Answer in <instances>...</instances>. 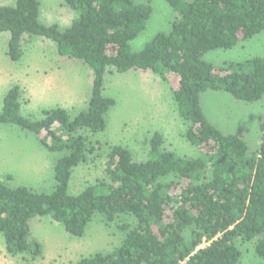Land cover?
<instances>
[{
    "label": "trees",
    "instance_id": "1",
    "mask_svg": "<svg viewBox=\"0 0 264 264\" xmlns=\"http://www.w3.org/2000/svg\"><path fill=\"white\" fill-rule=\"evenodd\" d=\"M175 17L170 29L158 32L144 47L130 42L152 16L150 2L134 0H63L75 15L61 27L40 20V0H15L0 5V31L10 34L8 55L22 57L25 36L54 41L61 56L75 58L93 71L86 109L74 118L63 107L43 110V118L21 114L23 90L12 85L3 99L0 124L33 132L40 145L61 152L50 192L12 186L0 179V232L6 252L37 259L42 245L30 240V221L50 216L68 233L83 236L101 215L107 224L131 217L118 227L122 244L74 264H238L240 244L254 242L264 259V120L260 145L250 151L244 135L225 133L208 118L203 92L224 91L254 103L264 99V56L216 66L204 56L232 49L264 32V0H166ZM150 70L163 81L175 79L172 90L178 111L188 124L186 139L198 149L194 157L164 148L158 131L149 138L145 160L135 159L128 146L112 145L104 177L77 194L69 184L73 169L88 161L96 148L82 133L104 131L115 99L104 92L108 72Z\"/></svg>",
    "mask_w": 264,
    "mask_h": 264
},
{
    "label": "rangeland",
    "instance_id": "2",
    "mask_svg": "<svg viewBox=\"0 0 264 264\" xmlns=\"http://www.w3.org/2000/svg\"><path fill=\"white\" fill-rule=\"evenodd\" d=\"M40 1L41 21L57 23L63 28L70 24L75 12L63 0ZM134 1L150 2L153 9L144 31L130 42L131 50L138 51L158 32L170 29L175 13L166 0ZM14 3L15 0H0V5ZM9 37V32L0 31V65L3 67L5 64L9 68L8 77H0V111L6 90L15 84L20 85L23 90L21 114L26 117L41 119L44 109L59 106L67 109L70 117L74 118L81 110L86 109L93 87V71L87 64L59 55L54 41L39 36H25L22 57L13 61L7 53ZM254 56H264V32L240 42L232 49L211 50L204 58L221 66L225 62L243 61ZM34 78L54 80V87L47 88L55 92L50 93V100H43V96L31 99L30 91L23 85L24 80L31 82ZM33 84L31 82L32 93ZM104 86L105 94L114 98L116 103L107 114V127L104 131L82 132L96 151L89 154L87 162L73 169L69 184L72 194L79 193L89 183L104 177L106 154L112 145L128 146L135 159L145 160L150 148L149 138L156 131L164 135L165 149L173 150L181 156L198 155V149L185 137L188 124L180 116L173 98L172 90L177 86L175 79L167 83L150 70H113L106 74ZM57 90L71 95L60 96ZM201 102L208 118L218 128L225 133L244 135L250 151L259 147L264 99L247 103L234 99L227 92L208 90L202 93ZM0 128V152L11 155L8 166L2 168V171L13 174L10 184L50 192L55 184V162L62 153L42 148L33 132L17 125L1 124ZM124 220L134 222L133 218L123 216L107 224L100 214L96 215L88 224L84 235L77 237L68 233L60 222L50 216L34 217L30 221L29 238L40 242L42 255L34 260L26 256L29 258L26 261L28 264H74L97 252H111L123 242L124 233L119 229L118 223ZM240 248L242 256L238 264H264V259L255 252L254 242L241 243ZM22 261V255L11 256L6 252L4 237L0 232V264H19Z\"/></svg>",
    "mask_w": 264,
    "mask_h": 264
},
{
    "label": "crops",
    "instance_id": "3",
    "mask_svg": "<svg viewBox=\"0 0 264 264\" xmlns=\"http://www.w3.org/2000/svg\"><path fill=\"white\" fill-rule=\"evenodd\" d=\"M4 67V68H3ZM3 67H2V65H0V77L3 79V78H5V77H8V75L7 74H9V68L7 67V66H5V64L3 65ZM58 74V75H57ZM57 76H59V72H57ZM5 75H7V76H5ZM9 77L10 78H12V76H10L9 75ZM59 78V77H58ZM61 78V77H60ZM59 78V80H61ZM18 80H19V84H20V82H21V80L19 79V77H18ZM58 79H56V81H57ZM31 82H34V84L32 85L33 86V93L31 92V90H30V86H31ZM30 82V80H24V85L23 86H25L26 87V89L28 90V91H30L29 92V94H30V96H31V99H35V96L36 97H38V96H43L42 98H43V100H50L51 98V96H52V94H50L51 92H53V91H50V89H48L47 90V88L49 87V86H52V87H54V85L56 84L55 82H54V80H50V79H47V78H45L44 80L43 79H33L32 81ZM43 88V89H42ZM9 90V88L6 90V92H5V94L4 95H6V93H7V91ZM56 92H59L58 94H60V96L62 95L63 97H66V95L67 94H69V95H71L70 93H62V91H56ZM61 92V93H60ZM53 94H55V92H53ZM57 94V93H56ZM5 97V96H4ZM3 97V98H4ZM56 98H58V97H56ZM1 125V124H0ZM7 125V124H6ZM1 129L2 128H0V150H1V147H2V144H1V141H2V137H1ZM39 143V142H38ZM40 145V144H39ZM41 146V145H40ZM42 147V146H41ZM43 148V147H42ZM2 155H4V156H2ZM8 158H10L11 159V155H5L4 153H2V151L0 152V179H6L8 176H10L11 177V181L13 180V174H11V173H7V171H2V168H6L7 166H8V163H9V161H8Z\"/></svg>",
    "mask_w": 264,
    "mask_h": 264
}]
</instances>
